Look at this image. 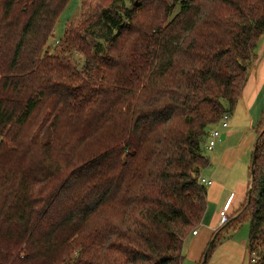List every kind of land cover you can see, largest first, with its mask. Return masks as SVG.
Returning <instances> with one entry per match:
<instances>
[{"label":"trees","instance_id":"obj_1","mask_svg":"<svg viewBox=\"0 0 264 264\" xmlns=\"http://www.w3.org/2000/svg\"><path fill=\"white\" fill-rule=\"evenodd\" d=\"M67 1L0 0V135L19 134L22 163L0 172V264H182L205 209L203 146L246 81L264 0H115L51 56ZM68 48L85 58L78 85ZM40 114L38 146L20 131ZM263 124L245 197L207 256L246 214L249 259L264 264Z\"/></svg>","mask_w":264,"mask_h":264},{"label":"crops","instance_id":"obj_2","mask_svg":"<svg viewBox=\"0 0 264 264\" xmlns=\"http://www.w3.org/2000/svg\"><path fill=\"white\" fill-rule=\"evenodd\" d=\"M263 36L264 33L260 38ZM228 113V125L220 131L221 135H224L223 139L219 138L211 150L203 146L208 167L200 171L199 175L211 180V184L205 186V209L196 232L187 234L182 245V253L193 258L201 255L207 241L219 228L218 212L225 202L230 198L228 213H232L242 203L247 191L248 163L259 129L258 123L264 115V38L256 50L255 61L248 68L239 98ZM227 184L233 187L232 190L224 201L223 198L218 201L216 196L218 193L222 196ZM188 238L191 240L189 245Z\"/></svg>","mask_w":264,"mask_h":264},{"label":"rangeland","instance_id":"obj_3","mask_svg":"<svg viewBox=\"0 0 264 264\" xmlns=\"http://www.w3.org/2000/svg\"><path fill=\"white\" fill-rule=\"evenodd\" d=\"M112 2H115V0H68L58 16V19L54 26L53 35L49 37V39L47 40V43L44 46V50H48L51 56L61 54L66 28H68L69 26H75L77 23H80L85 19H87V21H92L98 14L99 9L108 6ZM93 28L95 31L99 30L98 26L94 27L93 25L91 29ZM263 38H260L258 40L259 42L255 47L254 56L251 59L249 66H251V64H253V62L255 61L256 50H258L259 43L263 40ZM63 57L66 60H68L70 66L73 69V72L76 73V77L75 80H73L72 86L80 84L82 79L85 77V74H83L84 72L83 70L85 67L84 56L82 55V53L77 52L76 50H73L71 48H68L67 52L64 54ZM42 116L41 114L40 116L34 115V117L31 120V123L26 127H24L22 131H20L21 133L20 136L25 135L27 137L26 140H32L38 142L37 143L38 146L40 145V142L42 143L46 141L47 133H48V131L46 130V126L42 125L40 122V120H42ZM215 126H217V128H219L220 131L222 129H226V128H221L219 125H217V123H214L209 128V130ZM18 136L19 134L15 135L13 127H10L8 129L6 133V138L5 137L3 138L0 135V142L3 141L4 143V147L0 148V172L2 170H6L10 168H16L21 163L20 158L13 156V154H15L13 152L19 150L17 149L18 145L15 141V137ZM218 139L216 141H218ZM34 151L35 149L31 148L27 155V158L30 161H34L35 163L37 161V158L30 157L31 155L34 154L33 153ZM35 154H37V151L35 152ZM251 156H252V152H251ZM250 162H251V158L248 163V166L250 165ZM207 167L208 166H205L200 171L207 169ZM220 176H221V172H220ZM219 179L223 183L222 177H220ZM232 188L233 187L231 185L227 184L224 187L222 196L221 193H218V195L216 196L218 201H220L221 198H223L224 201L228 192L231 191ZM199 222L194 227V229L197 228ZM248 235H249V220L245 214L239 224L229 225L219 233L216 240L214 241L213 247L211 248L204 264H254L252 261H250L249 253L247 250ZM211 237L207 241L203 251L201 252V255L199 254L197 258H193L188 256L186 253H182L184 256L182 264H201L202 255ZM187 243L188 245L191 243V240L189 238L187 240ZM254 254L255 253L251 254L250 256L254 257Z\"/></svg>","mask_w":264,"mask_h":264},{"label":"built area","instance_id":"obj_4","mask_svg":"<svg viewBox=\"0 0 264 264\" xmlns=\"http://www.w3.org/2000/svg\"><path fill=\"white\" fill-rule=\"evenodd\" d=\"M228 118H229V113L228 112H224L221 114V116L219 117V119L217 120V125H219L221 128H226L227 125H228ZM220 130L219 128H217V126L211 128L209 131H208V134H207V138H206V141L204 143V147L205 149L207 150H211L213 149L214 145H215V142L218 138H220ZM198 180L199 182L204 185V186H207V185H210L211 184V180L209 179H205L203 177H201L199 175L198 177ZM229 205H230V198L225 202V204L223 205L222 209L219 210L218 212V224L221 225L223 223H225L228 219V208H229ZM196 230L194 229L192 231V233H195ZM254 258H251V261L253 262Z\"/></svg>","mask_w":264,"mask_h":264},{"label":"water","instance_id":"obj_5","mask_svg":"<svg viewBox=\"0 0 264 264\" xmlns=\"http://www.w3.org/2000/svg\"><path fill=\"white\" fill-rule=\"evenodd\" d=\"M223 137H224L223 134L220 135V139H223ZM256 140H257V139H256ZM255 144H256V141H255ZM254 152H255V147L253 148V157H252V161H253V159H254ZM213 240H214V236L210 239V241H209V243H208V245H207V247H206V249H205V251H204V253H203V258H202V262H201V264H203V262L205 261L206 256H207V252H208V250L210 249V247H211V245H212V243H213Z\"/></svg>","mask_w":264,"mask_h":264}]
</instances>
